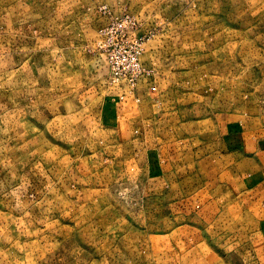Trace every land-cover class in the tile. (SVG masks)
<instances>
[{"label":"rangeland","instance_id":"374dc122","mask_svg":"<svg viewBox=\"0 0 264 264\" xmlns=\"http://www.w3.org/2000/svg\"><path fill=\"white\" fill-rule=\"evenodd\" d=\"M122 15L134 86L99 44ZM263 151L264 0H0V264H264L199 167L264 181Z\"/></svg>","mask_w":264,"mask_h":264},{"label":"crops","instance_id":"0c3cea01","mask_svg":"<svg viewBox=\"0 0 264 264\" xmlns=\"http://www.w3.org/2000/svg\"><path fill=\"white\" fill-rule=\"evenodd\" d=\"M262 153L264 154V151ZM234 155V153L221 154L223 157L218 156L214 163L200 162L202 178L205 179V184L214 187L215 194L213 195L216 201L218 199L223 202L221 204L225 209L223 217L227 219L220 222L215 219L216 223L226 226L230 222L231 227L235 226L239 229L241 223L248 231H255L254 228L258 224L259 218L264 217V207L258 211L252 208L256 207V203L261 197L264 201V194L260 197L255 189L264 181L262 178L255 177L256 162L232 161ZM248 174L255 175L250 177ZM211 202L214 200H210L209 204H212Z\"/></svg>","mask_w":264,"mask_h":264},{"label":"built area","instance_id":"2783aa9c","mask_svg":"<svg viewBox=\"0 0 264 264\" xmlns=\"http://www.w3.org/2000/svg\"><path fill=\"white\" fill-rule=\"evenodd\" d=\"M132 28L129 16L116 17L100 29L99 44L106 55L113 79L126 80L134 86L144 76L145 69L140 59L142 38L135 35Z\"/></svg>","mask_w":264,"mask_h":264}]
</instances>
